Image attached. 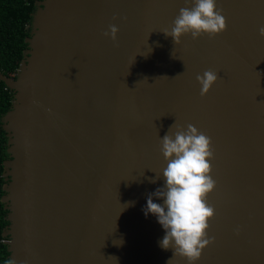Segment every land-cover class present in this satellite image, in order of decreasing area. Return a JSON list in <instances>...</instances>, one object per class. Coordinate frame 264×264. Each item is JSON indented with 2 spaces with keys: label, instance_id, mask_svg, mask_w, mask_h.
Instances as JSON below:
<instances>
[{
  "label": "water",
  "instance_id": "1",
  "mask_svg": "<svg viewBox=\"0 0 264 264\" xmlns=\"http://www.w3.org/2000/svg\"><path fill=\"white\" fill-rule=\"evenodd\" d=\"M36 5L17 73L0 70L10 264H187L141 209L163 184L160 137L188 124L211 138L216 181L196 264H264V0H217L226 29L177 44L162 31L190 0Z\"/></svg>",
  "mask_w": 264,
  "mask_h": 264
},
{
  "label": "clouds",
  "instance_id": "2",
  "mask_svg": "<svg viewBox=\"0 0 264 264\" xmlns=\"http://www.w3.org/2000/svg\"><path fill=\"white\" fill-rule=\"evenodd\" d=\"M225 29L226 19L217 0H190V6L179 9L170 30L162 32L177 44L184 36L194 40L205 35L213 38ZM118 30L115 24H110L104 35L115 42ZM258 31L264 37V26ZM219 78V73L213 69L198 74L200 94H207ZM160 152L166 164L160 175L150 182L155 183L162 177L163 184L147 194L141 211L145 218L153 215L161 226L164 233L158 241L161 249L171 248L173 256H181L187 264H196L202 250L213 239L207 230L214 208L206 199L216 184L210 167L211 138L188 124L186 128L178 127L171 135L167 132L160 137ZM133 205L134 202H127L122 210Z\"/></svg>",
  "mask_w": 264,
  "mask_h": 264
},
{
  "label": "trees",
  "instance_id": "3",
  "mask_svg": "<svg viewBox=\"0 0 264 264\" xmlns=\"http://www.w3.org/2000/svg\"><path fill=\"white\" fill-rule=\"evenodd\" d=\"M37 0H0V70L15 75L27 49L25 38L30 35L32 14ZM13 91L0 80V264H10L9 251L3 235L8 221L1 197L5 193L4 161L9 158L7 136L1 127V118L11 107Z\"/></svg>",
  "mask_w": 264,
  "mask_h": 264
}]
</instances>
